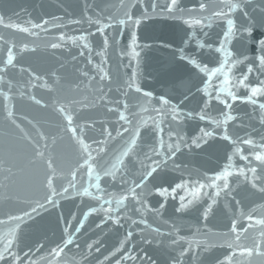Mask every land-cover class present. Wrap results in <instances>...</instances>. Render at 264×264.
<instances>
[{"label":"water","instance_id":"water-1","mask_svg":"<svg viewBox=\"0 0 264 264\" xmlns=\"http://www.w3.org/2000/svg\"><path fill=\"white\" fill-rule=\"evenodd\" d=\"M117 2L118 0H0V15L6 17V22L10 18L11 22L27 26L26 22L29 20L40 22L42 19L58 16L62 18L60 22L65 24V27L60 30L49 29L47 34L41 33L40 39L0 28V31L5 32L6 35L15 36L17 42L35 40L40 45L34 53L19 55L17 57L18 66L10 69L7 78L13 80L17 89L23 88L26 93L36 95L37 99H42L48 105H51L53 100L64 96L72 95L79 98L80 94L71 92L70 89L76 83H80L81 89H84V85L88 83L87 79L80 75V70L89 72L91 76L96 77L97 81L99 80L96 69L88 63V51L85 50L84 55L81 56V49L70 43L57 50H51L44 47V45L52 37L58 36L59 31H64L69 35L91 32L94 34L91 37L93 64L100 63V57L96 55V50L102 47V40L100 35L96 33L95 26L90 27L86 22L67 24V21L82 19L86 3L92 5L87 15H94V13L102 10L107 15L114 11L110 6ZM149 2L150 0H145L144 5L138 4L133 9V15L136 17L141 16L143 8L147 7ZM233 2H236V0H233ZM181 6L185 8L198 6V0H181ZM260 8H264V5L260 4L259 0H249L248 7L245 10L248 11L257 27L251 38L242 36L233 39L229 48L234 55L242 58L246 54L251 58L258 54L256 41L264 39V26H261L262 17L258 11ZM149 11L151 12L150 8ZM231 18L236 20L237 24L246 23L248 19L242 16L239 11ZM224 28V21H215L208 28L200 29L196 27V36L193 37L191 35L193 29L186 25L183 20L173 19L167 15H152L149 19L142 20L141 24L135 28L121 26L107 30L106 34L110 37L116 35L120 42L117 48L112 45L110 40L109 50L106 53L108 56L106 66L110 75L113 76V80L104 82V90L107 92L108 88L111 87L112 91L108 92L107 100L101 102L97 107L73 112L76 123H85L86 120L96 122L94 129H85L87 142L91 143L92 139H103L100 135L102 127H107L109 130L122 128V126L127 127V125H123L122 121H118L115 112L110 113L107 108L120 107L123 110L122 104L114 103L125 99L121 94L122 90L117 91V89L127 77L131 76L133 70L137 71L135 80L141 89L153 93L151 100L155 107H160L158 98L165 95V98L178 105L182 112L191 111L194 115L192 117L184 115L182 119L176 121H172L170 117L166 118L162 125L165 128V139L167 140L166 132L168 128H171L184 138L187 146L185 147L182 144L180 152L172 159L165 161L157 173L150 177L144 185L145 199L149 211L144 214L143 218L147 219L153 228L159 227L160 234L145 228L144 225L139 223L137 225L130 224L129 220L125 218V214L137 221L141 219V215L137 211L140 204L130 198L126 201V207L116 213L120 216L119 224H115L111 220L101 224V221L106 220L104 214L102 212L94 213L88 217L81 231L76 233V242L80 245L81 251H84L85 245L92 240L99 239L100 241L96 245V247H100V252L96 253L93 250V256L89 258L87 264H96L97 259H102L104 255H107L118 246L119 240L129 230L134 233L131 245L135 246V253L139 257L136 264H151V261H154L155 264H172L173 259L188 246L184 241L178 242L177 245H171V241L177 235L187 237L188 240H200L204 238L203 234L207 233L208 229H211L214 233L227 232L231 220L241 210L247 212L256 205L264 204L261 194L251 190L250 186L243 181V178L239 177V168H246L248 162L241 159V153L233 155L236 145L222 138L223 127L216 128L212 124V119L219 118L220 112L225 111L224 106L213 99L209 107L204 109L206 113L205 120H200L199 116L195 115L204 107V94L198 91L203 87L201 81L204 79V74L198 73V70L192 65L182 61L179 55L181 48H183L185 55L195 56L201 63L208 64L209 67L217 66L214 61L219 56L207 46L212 45L213 48L218 46V40ZM133 31L136 33L135 50L140 53L139 57L135 59L130 55L132 51L131 34ZM204 32H207L208 35L204 36ZM186 39L189 42L183 43ZM197 41H202L205 48H199ZM120 52H128L129 55L121 56L119 55ZM73 57H76V59L73 60ZM137 61H139V64ZM246 64L247 62L239 65L234 70L235 74L239 75L241 72L246 71ZM21 67L31 68L37 75L43 76L49 84H53L56 90L52 91L41 87L42 81H34L35 88L29 87V73H21L19 70ZM53 72L61 77L59 84L54 82L55 78L51 75ZM260 78L264 79V76ZM249 83L255 84V74L250 77ZM218 84L219 80L213 79L212 89H215ZM212 89L209 90L212 91ZM129 92L130 96L133 97L129 103H134L137 97L142 98V93L137 94L134 89L129 90ZM83 94L88 95L90 100L93 99L91 88L85 89ZM237 94L247 96L248 91L240 88ZM213 95H215V92H213ZM185 96H187L186 99ZM109 101L113 103H109ZM258 102H264V97H259ZM14 105L17 113V123L21 124L34 138L36 137L35 129L23 119L24 116H27L33 122H39L40 130L49 137L63 135V139L58 138L56 144L51 146V151L53 156L62 162L65 169H67L75 158V152L69 135L60 133V127L66 125V121L52 107L43 108L26 98L17 97L14 100ZM137 110L135 107L131 109L133 112ZM233 114L237 116V119L229 122L228 125L229 134L233 136V139L247 138L248 134H251V138L260 141L261 136H264V127L261 126L259 121L258 107L237 101L233 104ZM143 115H155V113L149 111ZM129 118L131 119V116ZM201 128L206 131H213L214 136L207 138L206 142H201L200 147L197 148L191 144V140L201 134ZM113 135H115L114 131ZM157 135L158 133H156L152 124L141 129V139L138 141L139 146L136 150L137 154L126 158L128 165L127 178L129 180L139 182L141 169L138 161L143 158V153L148 152L149 148L155 144ZM17 136V130L4 120V112L0 108V155H4L5 151H9L18 163H25L26 156L30 154L31 148L26 142L18 141ZM126 136L127 134H125V138ZM172 140L175 142L176 137L174 136ZM120 143V138H117V140L110 142L108 149H115ZM240 147L243 155H248L251 151L249 146L241 144ZM229 156H231L230 161ZM156 159L161 158L156 157ZM229 164L232 167H229L228 170L233 174L229 176L228 181L233 191L230 196L222 193L217 197V203L213 205V211L207 220L203 219L202 213L211 203L209 196L215 192L214 188L201 190L200 196L192 205L183 211H178L181 195H185L187 190L198 186L196 182L210 183L206 177L214 176ZM38 179L39 176L34 174L25 186V194L31 195L36 191ZM181 183L187 184V189H177L175 195L161 197L156 192L157 188H168L171 192L176 184ZM101 184L106 192L117 194L121 193L125 187L119 182V179L112 181L105 178ZM93 191L95 193V190ZM204 191H207L208 196L203 194ZM105 198L110 197L106 196ZM189 198L186 197L185 202ZM236 201H240V204L236 205ZM99 203L101 202L89 197H73L70 200H61L60 205L55 208H47L46 211L35 217L34 221H28L26 225L22 226V231L17 233L19 249L22 252L27 251L29 247L35 250L37 245L42 244L44 245L43 249L36 252L33 259L43 255L48 249L55 247L57 243H61L62 236L66 238L63 233L66 226L71 225L69 231H72L87 208L89 206L99 207ZM161 204L164 207L160 215H155L151 210L159 208ZM18 206L12 201L0 199V219L5 218L2 213ZM113 206L115 207V205ZM260 211L264 212V209ZM73 215L76 216L75 220L71 218ZM97 224H101V226L97 228ZM240 224L246 226L247 221L241 220ZM173 226L178 229V233L173 232ZM137 229H143V232L141 233ZM197 229H200L199 235ZM209 240L216 243V246L210 251L204 252L203 246L196 248L194 245L195 252L187 253L183 257L182 264H216L217 259H222L223 256L230 254L232 251L226 245L221 246L223 240L221 237L210 236ZM127 247L128 245H126ZM66 252L68 255L67 264H72L71 258L73 256L76 257V260L81 259L75 246H70L69 249H66ZM120 255L117 254L116 257H113L109 264H116V260L119 259ZM196 255L199 256V261L195 259ZM146 257H150L151 261Z\"/></svg>","mask_w":264,"mask_h":264},{"label":"snow or ice","instance_id":"snow-or-ice-1","mask_svg":"<svg viewBox=\"0 0 264 264\" xmlns=\"http://www.w3.org/2000/svg\"><path fill=\"white\" fill-rule=\"evenodd\" d=\"M259 3L264 5V0H259ZM138 4L144 5L145 0H118L116 4L110 6L114 11L107 15L104 14L103 10L94 13V15H87L92 5L86 3L82 19L67 21V24L86 22L90 27L95 26L96 33L100 35L102 40V47L96 50V55L100 57V63L98 64H93L92 60L91 37L94 34L91 32L69 35L64 31H59L58 36L52 37L44 45V47L51 50H57L70 43L81 49V56L87 50L89 53L88 63L92 64L99 76L97 81L96 77L91 76L89 72L80 70V75L86 78L88 83L84 85V89H81L80 83L74 84L70 89L71 92L80 94L79 98L72 95L64 96L53 100L51 105L45 104L42 99H37L36 95L26 93L23 88L17 89L13 80L7 78L10 69L18 66L17 57L21 54L36 52L40 45L35 40L17 42L15 36L6 35L5 32L0 31V108L3 109L4 120L17 130V140L26 142L31 148L30 154L26 156L25 163H18L9 151H5L4 155H0V199L12 201L19 205L2 213L5 218L0 219V264H67L66 249H69L70 246H75L77 254L81 257L80 260H76V257L73 256L71 258L72 264H87L89 258L93 256V250L96 253L100 252V247H96L100 241L99 239L92 240L85 245V250L81 251L80 245L76 242V233L81 231L88 217L94 213L102 212L104 214L106 220L101 221V224L107 220L119 224L120 216L116 213L126 207V201L130 198L140 204L137 211L140 213L141 219L137 221L126 214L125 218L129 220L131 225L139 223L144 225L145 228L160 234L159 227L153 228L148 220L143 218L144 214L149 211L145 199L144 185L150 177L157 173L165 161L172 159L180 152L182 144L185 147L187 146L184 138L171 128H168L166 132L167 140L165 139V128L162 125L166 118L170 117L172 121H176L182 119L184 115L192 117L194 113L191 111L182 112L180 107L173 104L171 100L166 99L165 95L158 98L160 107H155L151 100L153 93L141 89L135 80L137 71L133 70L131 76L127 77L117 89V91L122 90L121 94L125 99L114 103L122 104L123 110L120 107L107 108L108 112H115L118 121H122L123 125H127V127L122 126V128L113 130L102 127L100 135L103 139H92L89 143L85 138V129H94L96 122L86 120L85 123H76L73 116L74 111L79 112L81 109L89 110L97 107L101 102L107 100L108 92L112 91L111 87L108 88L107 92L104 90V82L113 80V76L110 75L106 66L108 60L106 53L109 50L110 40L112 45L117 48L120 42L116 35L110 37L106 34L107 30L121 26L135 28L141 24L142 20H147L152 15H167L173 19L183 20L186 25L193 29L191 33L193 37L196 36V27L204 29L211 27L215 21L225 22V28L218 40V46L215 48L212 45L207 46L218 54L219 58L214 61L217 66L209 67L208 64L201 63L195 56L185 55L183 48H181L179 55L182 61L192 65L198 70V73L204 74V79L201 81L203 87L198 89L204 94V107L195 115H198L200 120H205L206 113L204 109L209 107L213 99L224 106L225 111L220 112L219 118L212 119V124L216 128L223 127L222 138L236 145L233 155L241 153V159L248 162L246 168H239V177H242L251 190L260 193L261 198L264 199V142H262L264 136H261L260 141L251 138V134H248L247 138L233 139L228 130L229 122L237 119V116L233 114V104L237 101L258 107L259 121L261 126L264 127V102H258L259 97H264V79L260 78L264 76V39L256 41L258 54L251 58L246 54L242 58L234 55L229 48L234 38L242 36L251 38L257 27L248 11L245 10L248 7L249 0H236V2H233V0H198V6L188 8L181 6V0H150L148 6L143 8L141 16L136 17L133 15V9ZM237 11L248 18L246 23L237 24L236 20L231 18ZM258 11L262 17L261 26H264V8H260ZM61 20V17L53 16L42 19L40 22L29 20L26 22L27 26H25L11 22L10 18L6 22V17L0 15V28L40 39V34H47L49 29L60 30L64 28L65 24L61 23ZM131 35L132 51L130 55L135 59L139 57L140 53L135 50L136 33L133 31ZM203 35L207 36L208 33L204 32ZM188 42V39L183 41V43ZM197 46L201 49L205 48L202 41H197ZM119 55L124 56L129 55V53L120 52ZM72 59L75 60L76 57ZM245 62H247L246 71L236 75L234 70L239 65L245 64ZM137 63L139 64V61ZM19 70L21 73H29V87L35 88L34 81H42L41 87L52 91L56 90L53 84H49L43 76L37 75L31 68L21 67ZM254 74L255 84L253 85L249 83V80ZM51 75L55 78L54 82L59 84L61 77L56 75L55 72ZM221 77L222 79H220ZM213 79L219 80V84L215 89H212ZM89 88L93 92V99L91 100L88 95L83 94V91ZM240 88L246 89L248 95H238L237 92ZM133 89L137 94L142 93V98L137 97L134 103H129L133 99L129 90ZM209 89H212V91ZM213 92H215V95H213ZM17 97L26 98L43 108L52 107L66 121V125L60 127V133L69 135L75 152V158L67 169H65L62 162L53 156L51 151V146L56 144L58 138L63 139V135L49 137L40 130L39 122H33L27 116H24L23 119L32 125L36 132L35 138L30 135L21 124L17 123V113L14 105V100ZM186 98L187 96H185ZM109 103L113 102L109 101ZM133 107L138 110L131 111ZM149 111L154 112L155 115H143ZM149 124L154 125L155 131L158 133L156 142L149 148L148 152L143 153V158L138 161L141 169L139 182L129 180L127 178L128 165L126 158L137 154L136 150L139 146L138 141L141 139V129ZM113 131L115 135H113ZM200 133L191 140V144L197 148L200 147L201 142H206L207 138L214 136L213 131H206L203 128L200 129ZM125 134H127L126 138ZM174 136L176 137L175 142L172 140ZM117 138H120L121 143L117 148L109 150L108 145ZM241 144L250 147L251 151L248 155L242 154ZM156 157L161 159H156ZM228 159L230 161L231 156ZM229 167H232V165L229 164L214 176L206 177L210 183L196 182L198 186L187 190L185 195L179 197L178 211H183L192 205L200 196L201 190L214 188L215 192L209 196L211 203L202 213L203 219L207 220L213 211V205L217 203V197L222 193L230 196L233 191L228 181L229 176L233 174L228 170ZM34 174L39 176L38 187L31 195H27L25 194V186ZM105 178L112 181L119 179V182L125 185L123 191L119 194L106 192L101 184ZM177 189H187V184H176L171 192L168 188H157L156 192L161 197H168L169 195H175ZM93 190H95V193ZM203 194L208 196L207 191H204ZM106 196L110 198H105ZM73 197H89L101 203H99V207L89 206L72 231H69L71 225L66 226L63 229L66 238L62 236L61 243H57L55 247L48 249L43 255L33 259L34 254L43 249L44 245L42 244L37 245L35 250L29 247L27 251L22 252L19 249L17 236V233L22 231V226L26 225L28 221H34L35 217L46 211L47 208L57 207L60 205L61 200H70ZM186 197H190L187 202H185ZM239 204L240 201H236V205ZM163 207L164 205L161 204L159 208L151 211L155 215H160ZM261 209H264V204L256 205L247 212L241 210L231 220L227 232L214 233L211 229H208V232L203 234L204 238L200 240H188L187 237L177 235L171 241V245H177L178 242L184 241L188 246L173 259L172 264H182L183 257L187 253L195 252L194 245L196 248L203 246L204 252L210 251L216 246V243L210 242V236L223 238L221 246L226 245L228 249L232 250L230 254L223 256L222 259H217L216 264H264V212H261ZM71 218L75 220L76 216L73 215ZM241 220H246L247 225H241ZM101 224H97V228ZM137 230L143 232V229ZM173 232L178 233L175 226H173ZM197 234H200V229H197ZM133 235V231H127L123 238L119 240L118 246L107 255H104L102 259H97L96 264H109L110 260L116 257L117 254L121 255L116 260V264H136L139 257L135 253V246L131 245ZM145 242L148 243L147 240ZM126 245H128L127 248ZM146 259L151 261L150 257H146ZM195 259L199 261V256L196 255ZM151 264H155V262L151 261Z\"/></svg>","mask_w":264,"mask_h":264}]
</instances>
